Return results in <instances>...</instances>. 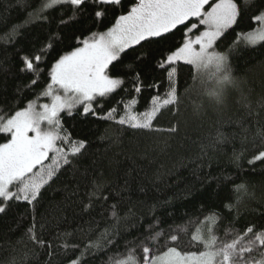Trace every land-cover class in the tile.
Listing matches in <instances>:
<instances>
[{
	"label": "trees",
	"instance_id": "trees-1",
	"mask_svg": "<svg viewBox=\"0 0 264 264\" xmlns=\"http://www.w3.org/2000/svg\"><path fill=\"white\" fill-rule=\"evenodd\" d=\"M42 2L0 0V112L14 114L36 100L50 82L47 68L58 53L70 50L76 37L106 31L114 22L111 11L102 23L94 22L88 14L90 7L67 25H61L60 18L67 19L71 9L57 7L37 19L35 13ZM123 2L128 6L129 0ZM262 4L264 0H253L239 23L218 41L219 51L234 49L230 67L236 84L226 86L222 103L208 94L210 85L194 79L191 66L178 63L174 79L179 104L162 110L152 130L101 119L113 107L118 109V118L133 99L137 100L134 111L150 108L156 94L153 81L160 84L162 80L154 63L161 45L151 44L136 52L130 50L110 73L113 77L125 75V66L138 52L151 50L138 65L143 78L141 93L136 94L128 80L110 98L93 104L95 115H84L81 108L70 116L62 112L67 134L74 141L83 140L85 148L42 189L38 202L12 201L0 213V264H73L77 260L79 264H112L151 234L149 225L153 231L163 229L165 236L186 225L189 234H181L180 245L188 248L194 225L210 213L219 216L216 234L221 238L233 228L251 225L264 229V162L248 163L264 149V41L245 46L238 40V34L259 26L252 17ZM14 29L18 33L13 36ZM180 35L177 32L175 38ZM50 42L53 47L42 53L40 74L21 72L20 57L47 49ZM33 78L38 80L35 85L31 84ZM165 86L166 81L161 93ZM241 184L245 189L234 192ZM94 185L101 188L85 211L87 193L96 190ZM114 204L119 221L111 215ZM33 225L43 245L28 238ZM105 232L107 237L98 240ZM96 241L99 247L81 255L86 244ZM137 254L141 255L140 249Z\"/></svg>",
	"mask_w": 264,
	"mask_h": 264
},
{
	"label": "snow or ice",
	"instance_id": "snow-or-ice-1",
	"mask_svg": "<svg viewBox=\"0 0 264 264\" xmlns=\"http://www.w3.org/2000/svg\"><path fill=\"white\" fill-rule=\"evenodd\" d=\"M252 4L253 0H243L242 4L240 0H129L126 6L123 0H43L35 13L37 19L44 18V12L57 7L71 9L67 19L63 15L60 18V24L67 25L90 7L88 14L93 16L94 22L102 23L109 11L114 14V22L106 31L76 37L77 43L70 50L58 53L47 68L50 82H46L37 94V100L42 96L49 102L33 100L22 110H15L14 114L0 112V135L4 139L0 143V213H4L12 201L28 205L38 202L42 189L85 148L83 140L74 141L67 134L61 122L62 112L70 116L81 107L83 114L87 115L93 112V104L110 98L128 80L133 83L134 92L141 93L143 78L138 65L144 63L151 50L138 52L132 63L125 66L128 69L125 75L113 77L110 74L130 50L136 52L145 45H161L154 55L155 67L162 73L161 83L153 81L156 94L150 100L149 109L134 111L137 100L133 99L125 104L118 118V109L113 107L101 119L132 129L152 130L153 122L162 110L179 104L174 66L180 62L191 66L195 71L194 79L210 85V96L222 100L226 86L236 84L230 67L234 49L219 51L218 41L239 23ZM118 10L119 14H115ZM252 19L259 26L238 34V40L245 46L264 41V4ZM200 26H203L202 31H199ZM197 31L198 35L193 38L192 34ZM177 32L181 33L178 39L175 38ZM17 33L18 29H14L13 36ZM170 40V44L166 43ZM52 47L50 42L47 49L42 47L34 54L22 55L20 71L39 75L40 63L45 58L42 53ZM37 83V79L31 80V84ZM62 145L70 147L66 150ZM256 161L264 162V149L248 163ZM94 187L95 191L87 193L89 202L84 205L85 211L101 188L100 185ZM244 189L243 184L237 185L234 192ZM111 207L112 217L119 221L118 206ZM218 220L217 213H210L203 221L205 226L197 227L190 234L189 246L196 247L195 251L180 247L181 234H189L186 225L173 228L172 234L167 236L163 229L153 231V225H149L151 234L136 247L127 248L112 264H264V229L257 230L251 225L240 230L233 228L226 230L221 238L216 234ZM34 229L35 225L29 228L28 238L43 245L44 241L35 235ZM106 237L107 232L98 240ZM99 246L98 241L88 243L81 255ZM137 249L141 255L137 254ZM73 264H79V260Z\"/></svg>",
	"mask_w": 264,
	"mask_h": 264
},
{
	"label": "rangeland",
	"instance_id": "rangeland-1",
	"mask_svg": "<svg viewBox=\"0 0 264 264\" xmlns=\"http://www.w3.org/2000/svg\"><path fill=\"white\" fill-rule=\"evenodd\" d=\"M202 30H203V26H200L199 31H202ZM192 35H193V38H194L195 35H198V31L195 32V33H193ZM180 63H182V62H180ZM36 101H37V103H47V102H49V101L47 100V98H44V97H42V96L39 98V100L36 99ZM78 108H81V107H78ZM81 109H82V108H81ZM46 162H47V161H46ZM204 219H205V218H202L198 223H196V224L194 225V229H193V231H195V229H196L197 227H204V226H205V225L203 224ZM180 247H181L182 250H185V251H188V250L195 251V250H197L196 247H191V248H190V246H189L188 248H182L181 245H180ZM141 254H142V253H141Z\"/></svg>",
	"mask_w": 264,
	"mask_h": 264
},
{
	"label": "clouds",
	"instance_id": "clouds-1",
	"mask_svg": "<svg viewBox=\"0 0 264 264\" xmlns=\"http://www.w3.org/2000/svg\"><path fill=\"white\" fill-rule=\"evenodd\" d=\"M214 100L216 103H222V100H217V98L214 97Z\"/></svg>",
	"mask_w": 264,
	"mask_h": 264
}]
</instances>
